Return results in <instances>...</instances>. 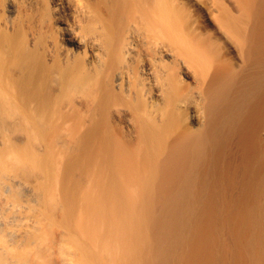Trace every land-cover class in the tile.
Returning a JSON list of instances; mask_svg holds the SVG:
<instances>
[{
    "label": "bare ground",
    "instance_id": "1",
    "mask_svg": "<svg viewBox=\"0 0 264 264\" xmlns=\"http://www.w3.org/2000/svg\"><path fill=\"white\" fill-rule=\"evenodd\" d=\"M6 12L40 102L0 124V264H264V0Z\"/></svg>",
    "mask_w": 264,
    "mask_h": 264
},
{
    "label": "rangeland",
    "instance_id": "2",
    "mask_svg": "<svg viewBox=\"0 0 264 264\" xmlns=\"http://www.w3.org/2000/svg\"><path fill=\"white\" fill-rule=\"evenodd\" d=\"M18 1H21V0H18ZM6 10H7V0H0V18L2 17V16H7L8 14H7V12H6ZM49 11V14L51 13V11L50 10H48ZM48 16H50V15H48ZM54 37V36H53ZM62 38V37H61ZM61 41H63L62 43L64 44L65 43V41L64 40H62L61 39ZM69 44V43H68ZM72 46V45H71ZM73 46H75L74 44H73ZM72 46V47H73ZM75 48H76V50H78L80 53H78V54H76L75 55V61L76 62H78V63H80V62H82V60H83V54L81 53V49H79V48H77V46H75ZM43 50H41V49H39L38 50V53L40 54V53H42L43 54V52H42ZM38 55V54H37ZM41 56V58H42V62H41V59H40V63L39 62H37V63H39L40 64V66H41V64L43 63V62H45V59L42 57V55H40ZM31 57V56H30ZM40 58V57H39ZM38 59V58H37ZM36 63V64H37ZM38 64V65H39ZM37 65V66H38ZM29 66H31L30 65V62L29 63H25V64H20L18 67H17V70H19L20 72H21V74H23L22 72H23V70L24 71H26L27 69H28V67ZM39 66V67H40ZM32 67V66H31ZM19 72V73H20ZM26 72H24V78L23 79H21L22 78V76H19V78L17 77L16 79L17 80H15V82L14 83H12L11 85H10V87L13 89V86L16 88L15 90H17L16 92L15 91H13L10 87H9V85L7 84V83H5V81H4V79H3V81L2 82H4V86L5 85H7L8 86V89H10V92H12V94H10V92H7V93H5L6 91H4V88L6 87H2V82L0 81V83H1V86H0V124H2V123H5L6 121H8V119H10L9 117H11V118H18V117H22V116H24V115H29V116H31V114H32V110L28 107V109L29 110H27V109H25L24 108V106H29V105H32L33 104V102H36V101H38V100H40L39 98H38V96L36 95V96H34L33 95V93L31 94V90L30 89H32V87L30 86V82L29 81H31L30 80V78H31V75L29 74V73H26ZM27 74H29V75H27ZM19 75V74H18ZM27 76H29L30 78H26ZM21 77V78H20ZM28 83V84H27ZM30 88H27V86ZM23 86V87H22ZM24 86H25V88H24ZM21 87V88H20ZM1 89H2V91H4V92H2L1 91ZM6 89V88H5ZM13 93H16V94H13ZM29 93V94H28ZM6 95L5 97H4V95ZM41 95V94H40ZM35 97V99H34V97ZM42 96V95H41ZM49 96V95H48ZM43 97V96H42ZM42 97H41V99H42ZM38 100H37V99ZM50 100V99H49ZM38 102H40V101H38ZM32 103V104H31ZM29 104V105H28ZM14 108L16 109V110H14ZM102 129L101 130H106L105 128H103V127H101ZM35 131H36V134H38V136H39V138H41V139H44V138H48L49 137V133L47 134V136H45L44 135V133H43V130L41 129V128H36L35 129ZM43 133V134H42ZM104 133H106L107 135H108V130H106ZM103 133V135H106V134H104Z\"/></svg>",
    "mask_w": 264,
    "mask_h": 264
}]
</instances>
